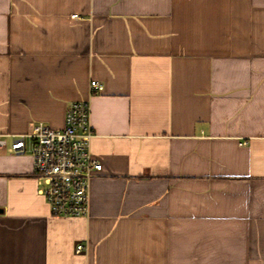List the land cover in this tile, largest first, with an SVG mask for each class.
Instances as JSON below:
<instances>
[{
  "label": "crops",
  "instance_id": "1",
  "mask_svg": "<svg viewBox=\"0 0 264 264\" xmlns=\"http://www.w3.org/2000/svg\"><path fill=\"white\" fill-rule=\"evenodd\" d=\"M77 100L103 169L53 217L12 139ZM0 141V264H264V0H0Z\"/></svg>",
  "mask_w": 264,
  "mask_h": 264
},
{
  "label": "built area",
  "instance_id": "2",
  "mask_svg": "<svg viewBox=\"0 0 264 264\" xmlns=\"http://www.w3.org/2000/svg\"><path fill=\"white\" fill-rule=\"evenodd\" d=\"M89 89L95 95L104 91V85L91 80ZM94 136L90 104L77 100L67 107L62 129L54 130L38 123L30 133L13 137L16 154L24 151L26 140H31L37 192L45 199L53 217L89 216L91 182L103 169L91 153ZM4 144L0 141V147ZM84 250L83 244L76 246V252Z\"/></svg>",
  "mask_w": 264,
  "mask_h": 264
},
{
  "label": "water",
  "instance_id": "3",
  "mask_svg": "<svg viewBox=\"0 0 264 264\" xmlns=\"http://www.w3.org/2000/svg\"><path fill=\"white\" fill-rule=\"evenodd\" d=\"M0 213H2V210H0Z\"/></svg>",
  "mask_w": 264,
  "mask_h": 264
}]
</instances>
